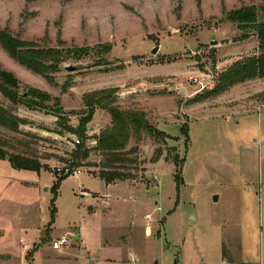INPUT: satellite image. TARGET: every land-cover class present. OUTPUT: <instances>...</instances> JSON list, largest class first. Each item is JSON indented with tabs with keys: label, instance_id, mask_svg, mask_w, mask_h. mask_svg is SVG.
<instances>
[{
	"label": "rangeland",
	"instance_id": "1",
	"mask_svg": "<svg viewBox=\"0 0 264 264\" xmlns=\"http://www.w3.org/2000/svg\"><path fill=\"white\" fill-rule=\"evenodd\" d=\"M252 10L257 21L264 22V0H0V31L66 55L54 75L55 84H50L19 65L0 45V66L18 78L19 91L29 99L37 92L45 94L47 106L14 105L0 93V105L24 122L18 131L0 126V147L9 154L37 158L45 167L40 175L20 170L18 180L45 182L52 189L56 168L69 165L78 138L55 132L57 100L67 125L78 129L88 111L85 98L95 100L108 93L116 107L144 113L152 126L173 138L155 141L146 132L140 140L133 138L126 151L135 150L124 165L130 176L106 189L99 177L105 158L95 137L113 123L109 111L94 107L93 119L86 125L89 158L79 167L81 175L61 183L54 231L45 227L47 240L28 250L29 264H176L182 256L190 264L221 263V253L213 247L215 230L222 217L233 216H216L223 200L217 203L211 196L209 168L200 176L192 156L188 177L182 176L177 189L173 161L189 154L181 136L183 124H189L193 144L197 119L237 118L264 106L260 97L264 79L211 94L233 64L260 51L248 22L239 26L234 21L240 11L243 15ZM155 48L159 50L152 54ZM66 65L77 70L68 72ZM222 151L231 150L225 144ZM157 154L161 157L155 162ZM246 161L243 158L241 164ZM253 163L255 182L261 162L255 157ZM34 187L10 189V198L18 200L7 205L11 216H50L53 191L42 189L39 197ZM36 199L34 207L26 204ZM176 207L174 216H168ZM147 214L152 215L150 222L144 219ZM230 228L227 225L225 232H234ZM52 232L56 239L68 236L69 244L54 251ZM237 249L225 248L224 255L239 264ZM6 261L0 258V264Z\"/></svg>",
	"mask_w": 264,
	"mask_h": 264
},
{
	"label": "crops",
	"instance_id": "2",
	"mask_svg": "<svg viewBox=\"0 0 264 264\" xmlns=\"http://www.w3.org/2000/svg\"><path fill=\"white\" fill-rule=\"evenodd\" d=\"M195 125L197 138L193 144L189 142V154L185 159L182 176L187 179L188 164L192 156L200 176L209 168L214 190L211 196L217 197L214 202L221 203L223 200L216 216H233L222 217L215 230L213 247L221 253L220 264H238L223 256L225 248L231 250L235 245L239 252V264H264V106L237 118L223 115L199 118ZM225 144L230 152L222 151ZM255 157L261 164L256 177L258 180L252 182L256 173L253 163ZM243 158L247 159L246 165L241 164ZM159 164L162 162L157 165ZM18 171L20 170L15 169L7 159H0V258L7 259L2 264H29L25 259L28 255L25 246L37 248L44 240L45 227L50 222V216H11L8 212L7 205L18 201L10 198L12 187L35 185L38 195L42 193V189L45 192L51 189V186L46 187L45 182L40 185L41 181L29 183L25 179L18 180ZM40 174L41 172L38 173ZM107 187L109 186L106 185V189ZM39 199L26 204L34 207ZM176 210L177 207L168 211V216H174ZM39 211L41 212L40 208ZM227 225L234 232L230 230L226 233ZM146 232L150 233L149 227ZM227 234L230 239L228 241L225 238ZM52 236L53 232L51 238L56 239ZM76 236L77 240L80 239L78 234ZM206 251L208 249L204 248V252ZM182 258V262L177 260L176 264H190L188 257ZM255 260H260V263Z\"/></svg>",
	"mask_w": 264,
	"mask_h": 264
},
{
	"label": "trees",
	"instance_id": "3",
	"mask_svg": "<svg viewBox=\"0 0 264 264\" xmlns=\"http://www.w3.org/2000/svg\"><path fill=\"white\" fill-rule=\"evenodd\" d=\"M252 13H245L241 15V11L236 15L234 21L242 26L248 22L250 28L255 31L259 40L260 51L256 55L248 56L240 62L233 64L223 75H221L220 82L211 94L222 93L234 86L237 83L245 82L247 80L264 79V22L257 21V14L254 10ZM241 28V27H240ZM242 29V28H241ZM0 45L3 50L19 65L25 67L27 70L43 76L50 84H55V74L59 71L60 62L66 58L61 51L55 49H40L34 43L21 40L12 36L6 30L0 31ZM18 78L9 71L4 70L0 66V93L8 99L12 104L26 103L29 106H34L41 109H46L44 103L45 94H33L35 98H25V95L19 91ZM264 102V93L260 95ZM110 94L95 96V100L86 97L84 103L87 107V112L84 113V118L80 120V126L75 129L67 125L66 113L60 107L59 100L55 103V115L58 118L56 122L58 134L64 132L77 136L80 141L79 145H75L70 153V160H68L71 169H78L83 166L85 161L89 158L91 148L86 145L87 136L86 125L93 119L94 107H100L110 112L112 117L113 127L97 140V149H99L105 158L99 177L109 186L113 182L126 179L130 175L125 173L124 165L129 161V154L134 153L135 149L126 151L130 141L133 138L140 140L142 133H148L155 141L173 139L169 134L158 128L152 126L146 119L144 113L139 111H122L114 105V99ZM93 100V102H92ZM24 123L21 119L13 114L12 111L0 105V126L12 131H18L19 125ZM181 136L185 141V153H187L190 142L189 124L185 123L181 127ZM179 140V137L176 138ZM161 155L157 154L155 162H158ZM0 159H7L11 165L17 170L33 171L40 173L45 167L37 158L27 156L24 154H9L0 147ZM185 155L179 159L174 157L173 164L176 168L175 181L177 189L182 184V173L185 163ZM71 175H57V180L52 187L54 197L50 206V222L47 225V232L52 230V224L55 222L57 215V208L55 202L57 200L58 191L61 183ZM47 239H44L46 241ZM224 258V250H223Z\"/></svg>",
	"mask_w": 264,
	"mask_h": 264
},
{
	"label": "built area",
	"instance_id": "4",
	"mask_svg": "<svg viewBox=\"0 0 264 264\" xmlns=\"http://www.w3.org/2000/svg\"><path fill=\"white\" fill-rule=\"evenodd\" d=\"M79 144H80V141L78 139L75 140V145H79ZM55 171H56L55 173H57L59 176H62V175H64V176L65 175H71V176L76 175V176H79V175L82 174V171H81L80 168L71 169L68 165H65L64 167H61V168H56ZM83 194H86V193H82L81 195H83ZM146 220L150 222V220H152V215H147L146 216ZM69 242H70V239L67 236L62 237V238L56 240L53 243L52 248L54 250H60L64 246L68 245ZM25 248L29 250V249H31V246L26 245Z\"/></svg>",
	"mask_w": 264,
	"mask_h": 264
},
{
	"label": "water",
	"instance_id": "5",
	"mask_svg": "<svg viewBox=\"0 0 264 264\" xmlns=\"http://www.w3.org/2000/svg\"><path fill=\"white\" fill-rule=\"evenodd\" d=\"M159 48H155L153 51H152V54H156L158 52ZM64 69L68 72H74L77 70V67L73 66V65H66L64 66ZM215 201H217V197L214 198Z\"/></svg>",
	"mask_w": 264,
	"mask_h": 264
}]
</instances>
